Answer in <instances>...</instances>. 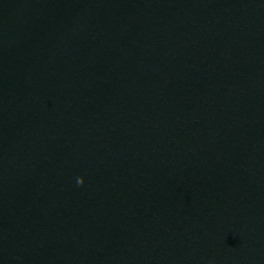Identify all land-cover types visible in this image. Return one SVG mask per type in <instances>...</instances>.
Instances as JSON below:
<instances>
[{
    "label": "water",
    "instance_id": "water-1",
    "mask_svg": "<svg viewBox=\"0 0 264 264\" xmlns=\"http://www.w3.org/2000/svg\"><path fill=\"white\" fill-rule=\"evenodd\" d=\"M0 264H264V0H0Z\"/></svg>",
    "mask_w": 264,
    "mask_h": 264
}]
</instances>
